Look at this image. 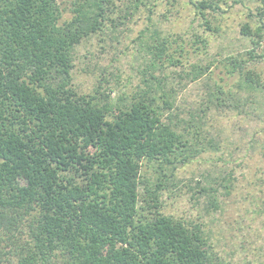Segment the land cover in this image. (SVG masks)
Returning a JSON list of instances; mask_svg holds the SVG:
<instances>
[{
	"label": "trees",
	"instance_id": "1",
	"mask_svg": "<svg viewBox=\"0 0 264 264\" xmlns=\"http://www.w3.org/2000/svg\"><path fill=\"white\" fill-rule=\"evenodd\" d=\"M115 1L0 0V264H231L211 254L201 225L161 211L167 173L205 152L204 143L217 149L199 138L194 110L180 118L165 70L207 53V36L219 32L209 15L221 0L189 1L202 33L186 42L177 35L183 42L172 51L154 27L143 87L111 101L100 85L75 90L73 50L140 6L150 16L158 0ZM240 33L249 43L243 54L191 64L184 76L197 81L217 63L238 75L242 98L257 94L261 106L264 81L247 64L263 58L264 24H242ZM213 87L219 108L223 92ZM199 191L218 209L216 188Z\"/></svg>",
	"mask_w": 264,
	"mask_h": 264
},
{
	"label": "rangeland",
	"instance_id": "2",
	"mask_svg": "<svg viewBox=\"0 0 264 264\" xmlns=\"http://www.w3.org/2000/svg\"><path fill=\"white\" fill-rule=\"evenodd\" d=\"M189 1H155L150 16L140 6L124 25L117 29L108 26L102 33L82 41L73 50L71 75L75 90L88 94L100 85L114 101L121 93L129 95L142 88L140 71L149 60L146 45L154 27L169 39L171 51L183 42L177 35L186 42L193 33H202ZM115 2L123 6L128 1ZM260 5L259 0H221L222 9L209 15L211 23L219 26V32L207 36V53L201 56L189 53L183 56V66L165 70L166 90L174 91L171 95L180 118L187 119L185 113L194 110L199 138L214 142L217 149L204 143L205 152L179 165L171 176L167 173L161 211L186 224L201 225L209 236L211 254L231 264H264V105H259L262 98L257 94L251 99L243 94L242 98L244 90L238 87V75L227 76L221 66L216 67L217 63L197 81L190 82L184 75L191 64L205 66L215 62L214 58L220 61L249 49L240 28L245 23L251 28L264 24V17L260 21L257 15ZM260 44L257 51L263 58L247 65L264 81V41ZM184 47L188 49L186 43ZM215 84L223 92L219 108L212 103ZM147 172L155 181L154 171ZM200 187L217 189L218 209L207 208L208 196L199 191Z\"/></svg>",
	"mask_w": 264,
	"mask_h": 264
}]
</instances>
